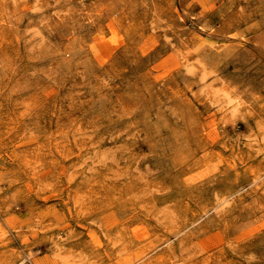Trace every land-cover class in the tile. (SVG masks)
I'll list each match as a JSON object with an SVG mask.
<instances>
[{"label":"rangeland","instance_id":"1","mask_svg":"<svg viewBox=\"0 0 264 264\" xmlns=\"http://www.w3.org/2000/svg\"><path fill=\"white\" fill-rule=\"evenodd\" d=\"M0 264H264V0H0Z\"/></svg>","mask_w":264,"mask_h":264}]
</instances>
